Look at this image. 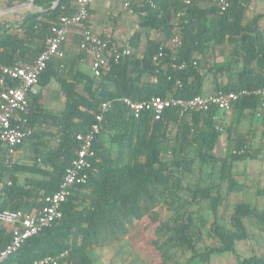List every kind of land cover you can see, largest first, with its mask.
Masks as SVG:
<instances>
[{"label": "trees", "instance_id": "16d2710c", "mask_svg": "<svg viewBox=\"0 0 264 264\" xmlns=\"http://www.w3.org/2000/svg\"><path fill=\"white\" fill-rule=\"evenodd\" d=\"M54 1L33 0L43 11L26 10L16 25L0 23V65H13L19 59L31 61L45 48L51 25L74 10L73 0H60L51 8ZM249 3L230 0L228 8L220 12L213 0H192L189 5L183 0H143L134 6L138 21L128 37L130 56L117 63L110 61L99 76L82 67L79 49L48 62L38 79V93L29 103V122L37 130L18 147L31 150L32 164L15 160L7 167L0 159V210L41 208L45 196L57 190L79 147L75 135L89 129L101 102L112 105L93 142L96 158L87 182L72 187L59 219L28 238L1 264H32L65 250L67 256L61 261L66 264H93L89 249L125 236L134 227V220L145 214L144 198L153 197L154 192L170 209L168 196L186 195L184 206L168 220H159L154 229L152 245L163 262L180 251L188 255L182 264H213L214 257L226 253L232 254V260L225 264H264V255H241L236 249L239 241L252 238V227L260 226L264 231V207L250 201L232 205L229 225L212 222L209 235L215 244L200 246L206 220L199 207L207 205L216 215L222 186L225 195L243 192L246 187L233 170L236 162L256 158L260 149L250 151L248 133L238 125L227 128L231 149L220 157L214 154L223 131L217 108L183 116L177 108H167L160 119L153 120L148 112L134 117L121 102L123 98L143 101L153 96L188 99L206 92H252L264 87V25L260 14L247 18ZM180 12L177 25L181 45L173 50L166 43ZM153 32L159 33L160 39L153 38ZM142 35L146 41L137 50ZM224 44L230 47L227 60L222 64L202 63L211 45ZM160 45L165 54L155 64L152 58ZM182 62L185 66L180 68ZM52 79L63 95V107L57 111L48 108L42 96ZM258 105L259 97L251 93L241 97L232 109L239 112L238 120L240 114L255 116ZM260 136L264 142V127ZM18 170L29 174L20 181ZM5 174L10 184L3 182ZM256 193L264 194V189ZM9 241L10 228L0 223V248Z\"/></svg>", "mask_w": 264, "mask_h": 264}, {"label": "built area", "instance_id": "2783aa9c", "mask_svg": "<svg viewBox=\"0 0 264 264\" xmlns=\"http://www.w3.org/2000/svg\"><path fill=\"white\" fill-rule=\"evenodd\" d=\"M94 1L96 0H73V12L59 16L51 25L45 40V48L33 60L19 59L13 65H0V159L5 166H12L16 160L17 148L35 132L36 127L29 122L30 100L38 93V79L48 62L54 58H64V44L73 29L79 35V50L83 56L88 55L90 58V71L93 76H99L101 70L110 61L117 63L121 58L131 55L132 46L129 41L119 43L93 31L89 22V8ZM191 1L183 0L185 5H189ZM213 1L220 12L225 11L230 4V0ZM181 14L182 12L176 14L174 29L166 43V46L173 50L181 45L177 25L178 16ZM164 54V47L160 45L153 55V63L157 64ZM184 66L185 63L182 62L180 68ZM251 93L259 97L255 115L263 120L264 125V87L252 92L245 89L206 92L188 99L153 96L143 101L123 98L121 102L134 117L138 118L142 113L148 112L153 120H158L167 108H177L180 116L195 111H208L212 107L221 112H229L241 97ZM111 105L110 101L101 102L93 113L94 121L89 129L75 135L79 147L66 166L57 190L45 196L44 205L41 208L0 210V223L10 228V241L0 248V264L16 252L28 238L39 234L59 219L62 216V204L69 196L72 187L87 182L89 169L96 158L93 142L100 131L104 115ZM10 183V180L7 181V184ZM66 256L65 250L58 256L36 259L32 264H66L61 261Z\"/></svg>", "mask_w": 264, "mask_h": 264}, {"label": "rangeland", "instance_id": "374dc122", "mask_svg": "<svg viewBox=\"0 0 264 264\" xmlns=\"http://www.w3.org/2000/svg\"><path fill=\"white\" fill-rule=\"evenodd\" d=\"M250 6L246 9L247 18H251L255 12L256 7L261 5L262 0H251ZM13 2L12 5L17 4L16 1L11 0H0V8L8 7L9 3ZM29 2V1H26ZM264 4V3H263ZM262 11H264V6H262ZM23 9L16 10L14 12L0 13V23L10 22L8 20L15 21L17 16ZM129 26L128 30L131 31L133 25H136V19L126 22ZM261 24L264 25V20H261ZM153 35H157V32H153ZM230 56V47L224 44L223 46L211 45L207 51V54L203 56L202 63L205 62L207 64H222L225 60H227ZM54 82L52 79L47 87L42 91V96L44 98L45 104L48 108L51 109V84ZM208 83V80L205 84ZM62 104L60 105V107ZM219 120H222L220 116H218ZM227 125H223V132H225V127ZM220 128V127H219ZM250 128V129H249ZM240 128L244 132H249L253 129L249 127ZM37 128L35 129L36 132ZM250 140V151L253 152V148H260L256 154V158L254 159H245L242 161H238L235 163L233 174L237 178L239 182H243L246 187L243 192L224 194V188L221 187L222 193V202L218 207V211L216 215H213L207 205H202L199 207V210L204 215L205 218V238L201 247L205 245H214V238L209 235L211 223L215 220H219L225 225H229L228 218L232 210V205L240 200L250 201L251 203H255L258 205L259 198L257 197L256 190L257 185H261V182H264V150L261 149L263 147L264 142L261 139L260 133H255L254 138L250 136V132L247 135ZM256 139V140H254ZM51 143V142H50ZM257 144V145H256ZM26 147V146H25ZM23 152L16 159L18 164H32V152L26 147L23 148ZM231 149L230 142H227L225 138L218 140L216 147L214 149V154L216 156L223 157L226 155ZM39 165H41V161H37ZM29 173L24 172L22 170L17 171V175L20 181L24 178V176ZM263 180V181H262ZM9 179L5 174V178H3V182H7ZM2 184V183H1ZM152 192L154 189H150ZM185 194L182 193L179 196H168L166 201L169 203L171 209L168 205L164 204L162 199L154 192L153 197H145L143 204L145 206L146 212L143 215L142 219L134 220V227H131L129 232L123 236L119 241L115 243H107L102 242L97 247H91L89 249V255L93 260V264H182L186 258L187 254L180 253V251L174 252L171 260L162 261V257L156 248L152 245V240L155 238L154 229L159 222V220H168L173 212L176 209H181L186 203ZM196 206H193V209L196 210ZM158 213V214H155ZM150 222V223H149ZM259 228H251L250 232L252 238L239 241L237 244V252L241 255H249L252 252H255L259 255H264V233H260ZM213 264H225L226 261H230L232 259L231 253H226L221 256L214 257Z\"/></svg>", "mask_w": 264, "mask_h": 264}, {"label": "crops", "instance_id": "0c3cea01", "mask_svg": "<svg viewBox=\"0 0 264 264\" xmlns=\"http://www.w3.org/2000/svg\"><path fill=\"white\" fill-rule=\"evenodd\" d=\"M141 1L143 0H96L94 1L90 5V8H89V14H90L89 22H90V25L93 31L102 37L110 38L119 43L129 41L128 37L135 30L136 25H133L132 30L129 31L128 30L129 26L126 22L136 19V24H137L138 13L135 11L134 6L135 5L138 6V4ZM29 2L33 3V0H29ZM251 2L252 1L250 0L249 6L252 5ZM263 3H264V0H262L261 5L256 7V12H255V14H260L262 16L261 17L262 21L264 20V11H262L263 9L262 6H264ZM21 9L23 10L17 16V19L15 21L8 20L10 21L8 22V24L13 23L16 25L17 23H19L21 18L25 14L26 10H29L27 8H21ZM261 20H260V23H261ZM151 36L153 38L160 39L159 33H157L156 37L155 35H153V33L151 34ZM78 39H79V35L77 34L76 30L73 29L71 33L69 34L67 42L64 44L65 55L73 54L74 51H78L79 48L76 45V42ZM145 41H146V38L144 35H142L139 41V45L138 47H136V49L141 50L143 48ZM83 58L84 59L81 60V63L83 65L82 67L85 70H89V72H91L89 56L84 55ZM53 80L54 82L51 84V110L57 111V110L62 109L63 107V95L58 91L59 90L58 83L56 82L55 79ZM209 81L210 80L208 79V83ZM208 83H206L205 85H208ZM61 104L62 106L60 107ZM219 116L222 119L220 120V122L223 123V125L225 124L227 125L225 127V132L222 131V134L220 135L219 140L220 138L221 139L225 138L227 142H230V138L228 136L229 132L227 131V128L229 127H234L237 125L240 126V128L246 127L248 129L249 127H251V129L253 130L249 132L252 138H254L253 136H255V133H260V131L264 127L263 120L257 117L256 115L251 118H248L246 115L242 116L240 114L241 117L240 119L237 120V116H239V112L235 111L234 109H232L229 112L220 111ZM249 132L247 131L246 133H249ZM51 143L54 144V142H51ZM249 143H250V140L248 139V146H250ZM250 144H252V142ZM23 148L26 149L25 146L18 148L17 153H16V158L21 155V153L24 150ZM263 178H264V175L262 176V179ZM259 189H264V182H261V185H257V190ZM257 197L259 198L258 206L263 208L264 207V194H261V195L257 194ZM253 228H259L261 230L259 232L262 234L264 233V231L261 229L260 226H256Z\"/></svg>", "mask_w": 264, "mask_h": 264}, {"label": "water", "instance_id": "95a60500", "mask_svg": "<svg viewBox=\"0 0 264 264\" xmlns=\"http://www.w3.org/2000/svg\"><path fill=\"white\" fill-rule=\"evenodd\" d=\"M59 1L60 0H55L53 2V4L51 5V8H54L59 3ZM21 8H27L30 11H33V12L43 11L42 8L36 6L32 2H22V3H17V4H14V5L5 7V8H0V13L13 12V11L19 10Z\"/></svg>", "mask_w": 264, "mask_h": 264}]
</instances>
